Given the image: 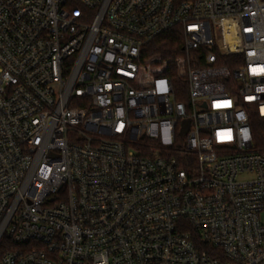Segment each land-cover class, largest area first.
Listing matches in <instances>:
<instances>
[{"label": "built area", "instance_id": "2783aa9c", "mask_svg": "<svg viewBox=\"0 0 264 264\" xmlns=\"http://www.w3.org/2000/svg\"><path fill=\"white\" fill-rule=\"evenodd\" d=\"M251 112L264 0H0V264H264Z\"/></svg>", "mask_w": 264, "mask_h": 264}, {"label": "trees", "instance_id": "16d2710c", "mask_svg": "<svg viewBox=\"0 0 264 264\" xmlns=\"http://www.w3.org/2000/svg\"><path fill=\"white\" fill-rule=\"evenodd\" d=\"M182 54L183 38L181 36V30L180 28H174L157 37L145 47L143 60L153 68L164 60L180 62ZM224 63L228 64L231 68L234 66L228 61ZM160 73L174 76L175 80L181 83L175 68L169 67L168 69L161 70ZM182 85L185 84L182 83ZM250 124L255 146L264 149V117L259 116L256 112H251Z\"/></svg>", "mask_w": 264, "mask_h": 264}, {"label": "water", "instance_id": "95a60500", "mask_svg": "<svg viewBox=\"0 0 264 264\" xmlns=\"http://www.w3.org/2000/svg\"><path fill=\"white\" fill-rule=\"evenodd\" d=\"M188 126H189V122L188 121H185L184 122V126H183V130H182V133H185L187 131Z\"/></svg>", "mask_w": 264, "mask_h": 264}, {"label": "rangeland", "instance_id": "374dc122", "mask_svg": "<svg viewBox=\"0 0 264 264\" xmlns=\"http://www.w3.org/2000/svg\"><path fill=\"white\" fill-rule=\"evenodd\" d=\"M260 218H261V220L264 222V212H262V213L260 214Z\"/></svg>", "mask_w": 264, "mask_h": 264}]
</instances>
